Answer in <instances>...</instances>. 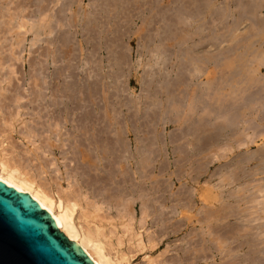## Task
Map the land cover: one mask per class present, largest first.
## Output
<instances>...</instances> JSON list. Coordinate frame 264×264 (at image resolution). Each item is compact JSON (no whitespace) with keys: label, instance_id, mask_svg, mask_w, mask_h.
Segmentation results:
<instances>
[{"label":"bare ground","instance_id":"6f19581e","mask_svg":"<svg viewBox=\"0 0 264 264\" xmlns=\"http://www.w3.org/2000/svg\"><path fill=\"white\" fill-rule=\"evenodd\" d=\"M83 1L55 0L59 5L41 19L45 6L35 3L40 21L28 26L19 18L15 28L31 31V44L41 34L58 33L45 38V59L56 61L57 47L68 46L67 53L75 55L71 28L79 26L83 36L88 11ZM114 1L110 7L114 13L122 11L120 15L109 13V6L110 18L105 13L107 22L114 24L113 33L101 30L97 35L116 48L111 50L116 57L108 61L111 71L106 73L112 81L126 61L119 52L122 26L114 17L128 22L139 7L148 9L136 17L146 25L140 46L152 58L144 62L139 100L124 102L128 111L131 103L140 104L139 111L123 115L114 107L106 108L94 69L95 78L84 83L80 77L69 76L55 81L51 71L46 75L39 68L27 91L34 126L26 124L21 132L33 147L27 146L21 155L11 140L12 133L18 132L20 110L15 116L5 115L1 103L6 91L14 92L13 98L21 93L15 91L12 76L0 73V180L49 210L59 231L94 264H132L136 253L154 249L168 231L185 245L179 243L171 257L162 252L149 254L145 264H264V74L260 71L264 66V0H168L167 4L127 0L124 5ZM28 12L27 17L32 16ZM156 14L158 21L153 20ZM153 22H158L155 27L150 25ZM16 34L14 44H20L24 34ZM219 41L228 44L213 53L198 51L204 43L217 46ZM97 46L109 52L102 41ZM171 46L177 48V61H168ZM209 66H227V70L218 80L209 71L210 81L199 83L198 74ZM164 123L177 127L162 136L158 128ZM167 144H171L172 162L165 159ZM62 146L66 148L55 156V148ZM65 160L76 163L70 167ZM213 160L220 163L205 175ZM49 166L54 167L49 170Z\"/></svg>","mask_w":264,"mask_h":264},{"label":"rangeland","instance_id":"374dc122","mask_svg":"<svg viewBox=\"0 0 264 264\" xmlns=\"http://www.w3.org/2000/svg\"><path fill=\"white\" fill-rule=\"evenodd\" d=\"M6 1V2H5ZM14 0H0V7H2V8H0V11L2 10V12H0V46L2 47V45H3V47L1 48L0 47V52H2V53H0V58H1V61H2V65H1V69H3V70H1L0 69V73L3 75V76H5V75H10V76H12L11 77V82L13 83V85L15 86V91L16 92H18L20 95H18V97L17 96H15V98H13L14 97V95H13V93L14 92H11V93H9V92H5L4 93V98H2L1 99V103H2V110L4 111L3 113L5 114H11V116H15V114H16V110L18 109V110H20L19 112H20V116L18 117L17 116V120H18V123L16 124V130L18 131V132H13L12 133V135H13V138L11 139L12 141H14L13 143L16 145V150H18V152H20L21 153V155H24L23 154V151H24V149L27 147V146H30V147H33V145H30V143L29 142H27V140L25 141V139L26 138H23L22 137V135H21V132L22 131H24L25 130V126H26V124L28 125H31V124H33L34 122L32 121V119H35V116L33 115L34 114V112L33 111H29V110H32L31 108H30V106L31 105H29L28 104V96H27V94H28V90H30L31 88H32V85H33V75L35 74V71L36 70H38L39 68H40V70H41V72L42 73H45L46 75L52 70V68H53V64H51V61H50V59L47 57L46 59H45V56H42L43 54H44V52H45V49L47 48V45H46V43H45V38H52L55 34H56V32H52L51 34H48V35H44V34H41L39 37L41 38L40 40H39V37H38V40H37V43H34V44H31L32 43V41H33V39H34V35H32V32L30 31H27L26 33H24V28H19L18 29V27L17 28H15L16 26H17V23L18 22H21V20H22V22H25V24L26 25H30V24H32V22L31 21H34L35 20V22H33V24H36V23H38L39 21H40V19H41V17L43 18V16H45V14H51V12H53L52 11V9H55L58 5H59V3L58 4H56L55 5V0H37V1H39V2H37L36 0H35V2H34V0H30V1H28L27 0V2H26V0H16L15 2H13ZM220 1H222V0H216L215 2L216 3H219ZM19 2V3H18ZM23 2V3H22ZM51 2V3H50ZM84 3H83V5L85 6L84 8H85V10L87 11L88 9H89V7H88V0H84L83 1ZM6 3V4H5ZM9 3V4H8ZM34 3V5L32 6V4ZM35 3H36V5L37 4H40L41 5V3H42V5H44L45 7H44V13L43 12H40V13H42L41 15H40V13H36L35 15H36V17L32 14L33 13V11L32 10H37V8H36V5H35ZM44 3H47L46 5L44 4ZM48 3H49V5H48ZM168 3V0H163L162 1V4H167ZM4 4V5H3ZM13 4V5H12ZM75 4H77L76 2H75ZM15 5V6H14ZM21 5H23L24 6V8H22L23 6H21ZM40 5H37V6H40ZM51 5H52V7H51ZM11 6V7H10ZM19 6H20V8H19ZM34 6H35V8H34ZM4 7V8H3ZM6 7H8V9L6 10L5 8ZM18 7V8H17ZM28 7V8H27ZM51 7V8H50ZM10 8H11V11L12 10H14V11H10ZM45 8H47V10H45ZM20 9V10H19ZM24 9V10H23ZM31 9V10H30ZM22 10H23V12H22ZM25 10H26V12L29 14V12H28V10L30 11V14L32 15V16H28V17H30V19L27 17V13L25 12ZM4 11V12H3ZM6 11V12H5ZM18 11V12H17ZM20 11H21V13H20ZM45 11H47V12H45ZM49 11H51V12H49ZM8 12V14H6ZM16 12V13H15ZM32 12V13H31ZM35 12V11H34ZM136 13L138 14V16H139V10H137V12H135V14L132 16V17H130V20L127 22L125 19L123 20V19H120V23H121V26H122V28H123V25L126 27L125 29V32H122L121 31V46H120V55H124L125 56V58H126V61H124V63L122 64V72H121V74H119V76L114 80V81H112V79L110 78V77H108V76H106V74H105V76H104V78H103V82L101 83V86H100V89H98V94L100 95V96H102L103 98H102V100H103V102H104V105H106V108H108V107H114L116 110H118V111H121L122 113H123V115L124 114H126V115H129V112H133V110H138L139 111V109H140V104H137V103H131L129 106H131V107H129L128 109L130 110V111H128V110H126V108H127V106L125 105L124 106V102H125V100L126 99H134V100H136V101H138L139 99V96L140 95H142V91H141V88H142V76H143V70L145 69V67H144V60H145V58H144V49L143 48H141V43L143 42V34H144V32H145V27H146V25L144 24V23H142L141 22V20H140V17H136ZM3 14V15H2ZM13 14V15H12ZM27 14V15H26ZM141 14V13H140ZM12 15V16H11ZM16 15V16H15ZM20 15H21V17H20ZM37 15H38V19H37ZM39 15H40V19H39ZM8 16V17H7ZM18 16V17H17ZM26 16V17H25ZM140 16H142V15H140ZM12 17H14V18H12ZM25 17V18H24ZM31 17H33V18H35V19H33V18H31ZM19 18L21 19V20H19ZM3 19H4V21L5 22H3ZM14 19V20H13ZM32 19V20H31ZM13 20V21H12ZM38 20V21H37ZM11 21V22H10ZM9 22H10V24H9ZM13 22V23H12ZM31 22V23H30ZM1 23H2V25H1ZM6 23V24H5ZM81 22H79V24H80ZM10 26H9V25ZM11 24H12V26H14V27H12L11 26ZM14 24V25H13ZM7 25H8V27H7ZM2 26V27H1ZM243 26V24L240 26V29H241V27ZM3 28V29H2ZM5 28H7V29H5ZM10 30H9V29ZM13 28V29H12ZM121 28V29H122ZM12 29V30H11ZM15 29V30H14ZM78 29H79V26H77V25H75L73 28H71V31L73 32V39L72 40H74L72 43H73V45H72V47H75V52H74V54H75V58H74V60H72V61H75L76 63H77V65L79 66L80 64L82 65V64H84L83 66H82V68H83V72H84V69L87 67L86 65H85V63H86V61H84V56H85V53H86V50H87V45L86 44H82L81 43V46H83V47H81V48H83L82 50H80V47H79V44H80V40H81V38L83 37H81V33L78 31ZM3 30V31H2ZM6 30H9L10 32L8 33V32H6ZM14 30V31H13ZM3 32V33H2ZM6 34H5V33ZM11 32H14V33H11ZM16 32L17 33H20L19 35L20 36H22L23 34V42L21 41L20 42V44L18 43V44H14V42L16 43V41L14 40L16 37H17V34H16ZM22 32H23V34H22ZM127 32V33H126ZM237 32H239V30L237 31ZM75 33V34H74ZM11 34V35H10ZM14 34V35H13ZM58 34V33H57ZM56 34V35H57ZM16 35V36H15ZM1 36H3L2 38H1ZM4 36H6L5 38H4ZM33 36V37H32ZM11 39H10V38ZM31 37L33 38V39H31ZM4 38V39H3ZM6 38H7V40H6ZM83 39V38H82ZM3 40V41H2ZM44 42H43V41ZM13 41V42H12ZM31 41V42H30ZM2 42V43H1ZM4 43V44H3ZM6 43V44H5ZM10 43V44H9ZM124 43V44H123ZM23 44V45H22ZM228 44V42H226V41H219V43H217V46H214V45H211V44H209V43H204L202 46H200L199 47V49H198V51L199 52H202V51H206V52H209V53H213V52H215V51H217V50H219V49H222V48H224L226 45ZM6 45V46H5ZM18 45V46H17ZM22 46V47H21ZM7 47V48H6ZM18 48V50L16 49V48ZM46 47V48H45ZM5 49V51H4V49ZM8 48H9V50H8ZM14 48V51L12 50ZM3 49V50H2ZM65 49H66V52H69L68 51V47L66 48L65 47ZM142 49V50H141ZM44 50V51H43ZM42 51H43V54H42ZM14 52V53H13ZM15 53L17 54V58L15 57ZM41 54V55H40ZM13 55V56H12ZM105 56H106V51L104 50V48H99L98 50H97V52H96V54H95V59L94 60H92V61H89L90 62V64H89V66L90 67H92V69H94V70H97V71H99V67H100V70H101V73L103 74L105 71H107V69H108V71H107V73H110L109 71L111 70V69H109V66H107L108 64H105V60H104V58H105ZM13 59H12V58ZM44 58V59H43ZM10 59V60H9ZM39 59H40V61H39ZM47 60V61H46ZM8 63H7V62ZM49 61H50V63H49ZM226 61L227 60H225V62H222V64L223 63H226ZM5 62V63H4ZM45 62V63H44ZM85 62V63H84ZM14 63V64H13ZM39 63H41V64H39ZM43 63V64H42ZM5 66H4V65ZM37 64H39V65H37ZM50 64V65H49ZM12 65V66H11ZM44 65V66H43ZM52 65V66H51ZM223 65H225V64H223ZM10 66V67H9ZM221 66V65H220ZM14 67H15V69H14ZM209 67H211L210 69H208L207 71H204L203 73L204 74H198V75H200L199 76V78H196V79H198L199 80V83H204V85H205V83H206V81H208L210 78H209V76L211 75V76H213V73H214V76H213V79L214 80H216L217 79V77L218 76H221V74L225 71V70H227V66L226 67H224L223 66V68H221V67H216V68H219V69H221V70H216V68L215 67H213V66H209ZM12 68V69H11ZM34 68V69H33ZM37 68V69H36ZM46 68V69H45ZM81 67L78 69V70H76L79 74L81 73V69H82ZM215 68V69H214ZM32 69V70H31ZM15 70V72H13ZM43 70V71H42ZM209 71H210V73H209ZM211 71H214L213 73L211 72ZM216 71H217V73L219 74H217L216 73ZM260 71H262V74H264V66H261L260 67ZM13 72V73H12ZM29 72V73H28ZM14 73H16L15 75H14ZM207 73H209V74H207ZM45 74H42V76H45ZM208 76H207V75ZM20 75V76H19ZM27 75V76H26ZM81 75V74H80ZM16 76V77H15ZM26 78H24V77ZM207 76V77H206ZM210 76V77H211ZM30 77V78H29ZM198 77V76H197ZM206 77V78H205ZM216 79H215V78ZM29 78V79H28ZM219 78V77H218ZM18 79V80H17ZM212 79V80H213ZM198 80H197V82H198ZM213 80V81H214ZM218 80V79H217ZM210 81V80H209ZM208 81V82H209ZM212 81V82H213ZM29 83V84H28ZM31 84V85H30ZM198 84V83H197ZM203 84L201 85L200 84V86H204ZM20 86V87H19ZM118 86H120V88H118ZM23 88V90L22 91H20L21 89ZM30 88V89H29ZM102 88V89H101ZM25 89V90H24ZM191 90H192V88L190 89V91L189 92H191ZM23 94V95H22ZM192 94L190 93V95L189 96H191ZM22 96V97H21ZM108 96V101H107V99H106V97ZM17 97V98H16ZM25 99H27V101L25 100ZM112 100L115 102L114 103V105H112L110 102H112ZM19 102V103H17L16 104V102ZM6 103H8V105H7V107H5V105H6ZM22 104H27L26 106H23ZM10 105V106H9ZM5 108H4V107ZM18 106V107H17ZM23 106V107H22ZM28 106V107H27ZM7 108H8V110H7ZM16 108V109H15ZM20 108V109H19ZM30 108V109H29ZM12 109H13V111H12ZM23 109V110H22ZM29 109V110H28ZM158 109H159V107H158ZM6 110V111H5ZM17 110V111H18ZM7 111H8V113H7ZM11 111V112H10ZM27 111H28V113H27ZM13 112H15L14 114H12ZM23 112V113H22ZM33 113V114H32ZM5 114V115H6ZM31 114V117H33V118H29V115ZM138 114V113H137ZM33 115V116H32ZM24 118H23V117ZM19 118H20V121H19ZM28 120H27V119ZM24 120V121H23ZM28 121H30V122H28ZM121 121H122V123H123V125H124V119L122 118L121 119ZM33 122V123H32ZM22 123V124H21ZM33 126H34V124H33ZM177 127V124H173V123H164V124H160V126H159V128H158V130L162 133L161 135L163 136V135H169V133L173 130V129H175ZM22 128V129H21ZM15 133H16V136H15ZM18 135V136H17ZM127 135V134H126ZM138 135V134H137ZM127 138L128 139H130V138H133V134L132 135H127ZM22 141V143H21V141ZM164 140H165V142H168L167 141V138L165 139L164 138ZM19 143V144H18ZM23 143H24V145H23ZM36 143V142H35ZM54 143H56V142H54ZM20 149H19V148ZM64 148H66V146H62V147H60V148H55V156H58V154H59V151H60V149H64ZM164 150H165V152H166V158L164 157V156H162V157H164L165 159H167L169 162H172V160L174 159V156L172 155V153H171V144H167V145H165L164 146ZM251 149H255V147H251ZM239 150L237 149V150H234L233 151V153H231L230 154V156H232L235 152H238ZM169 152V153H168ZM169 154V155H168ZM202 154V153H201ZM201 154H199L200 156H202ZM210 154V153H209ZM70 155V154H69ZM171 155V156H170ZM25 156H28V155H25ZM49 156H51V155H49ZM49 156H47V158H50ZM60 156V155H59ZM210 156V155H209ZM208 156V157H209ZM229 156V157H230ZM52 157V156H51ZM160 158V157H159ZM195 158V157H194ZM210 158H211V156H210ZM68 161V160H67ZM31 163H35L34 161H32ZM65 163H68V165L71 167V166H73L72 164H75L76 163V161L74 162V161H68V162H66V160H65ZM157 163V162H156ZM155 163V164H156ZM218 163H220V162H216V161H212V163H210L209 164V169L205 172V175L209 172V170L210 169H212V167L215 165V164H218ZM63 164L62 163H59V166H60V168H61V170L63 171L64 170V168H63V166H62ZM51 167V168H50ZM54 166H49V170H52V168H53ZM174 167L175 166H169V169H170V171L171 170H174ZM45 174H43V176H44ZM46 176H48V174H46ZM200 202H201V200L200 199H198ZM198 200H197V202H198ZM203 203V202H202ZM139 205H138V201H136V203L134 204V209H135V211H136V213L138 214V211H139ZM137 209H138V211H137ZM150 230H152V228L150 229ZM176 238H178V236L177 235H175V234H172V233H170L169 234V231H168V235H163V237L161 238V240L159 241V244H158V246H156L154 249H152V250H150V251H148V252H146L147 250H143V251H141V252H138V253H136V255L132 258V264H145V256H147V255H151V256H154V255H157V254H159L160 252H162V255L163 256H167V257H171L172 255H174L175 254V247H177L178 245H179V243L183 246V245H185V244H183V242H180V241H178ZM167 249V251H165ZM173 250V251H172ZM165 251V252H164ZM151 252V253H150ZM164 252V253H163ZM199 264H202V262H199Z\"/></svg>","mask_w":264,"mask_h":264},{"label":"water","instance_id":"95a60500","mask_svg":"<svg viewBox=\"0 0 264 264\" xmlns=\"http://www.w3.org/2000/svg\"><path fill=\"white\" fill-rule=\"evenodd\" d=\"M126 1L127 0H115L113 4L120 3L124 5ZM146 1L149 0H135L133 2L145 3ZM170 1L172 2L173 0ZM110 5H112L111 0H88L89 9L82 25L83 38L85 39L84 44L87 45L84 56L85 61L95 59V54L99 49V46H97L98 41H102L103 45H106L104 47L109 50L104 58L105 64H108L111 57H116L115 54L111 52L112 49L116 48L107 46L106 39L97 36L101 30L104 33H108L111 30V33H113L114 24L111 23V21L107 22L108 18L106 19V15L108 14L106 13V8L108 6L109 13L113 15L115 12L111 9L112 6L110 7ZM153 8L154 6H151L149 13L151 11L153 12ZM138 10H140L139 12H141V14L144 11L141 7H139ZM146 11L148 12V9ZM146 11L143 13H147ZM37 12L38 10L35 12L33 11V15ZM121 12L122 11H117L114 15H120ZM107 17L109 16L107 15ZM114 18L117 21L122 19L120 16H115ZM158 18H160V15L156 14L153 20L158 21ZM157 23L158 22H153L150 25L151 27H155ZM125 28L126 27L123 25L121 31L125 32ZM108 35H110V33ZM108 41L110 42V40ZM67 47L68 46H66V48ZM152 47H154L153 44L150 45V48ZM55 50L56 61H51L53 64L51 72L54 74L55 81H64L66 77L69 76L73 77L74 80L80 77L82 82L86 83V81H88L89 83L92 78H95V73L92 67L89 66L90 62H84L87 66L84 72L82 66H80L82 69L81 75H79L76 69L78 70L80 67L77 68V63L72 61L75 55L71 56L67 53L65 47H57ZM176 52L177 48L173 46L168 48V54H170L168 61H177L175 59ZM151 54L152 53L146 54L144 51V61L151 59ZM107 71L102 74L100 69L99 71L96 70L98 74L97 77H99V89ZM93 73L94 76H92ZM90 107L93 108L89 105V108ZM0 264L94 263L77 243L69 240L59 231L54 219L49 214V210L43 209L28 193L19 191L0 180Z\"/></svg>","mask_w":264,"mask_h":264}]
</instances>
